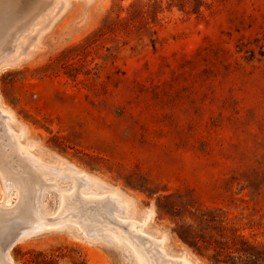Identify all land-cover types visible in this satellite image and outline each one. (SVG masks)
I'll return each mask as SVG.
<instances>
[{"label": "rangeland", "instance_id": "374dc122", "mask_svg": "<svg viewBox=\"0 0 264 264\" xmlns=\"http://www.w3.org/2000/svg\"><path fill=\"white\" fill-rule=\"evenodd\" d=\"M44 1L13 22L28 19L0 65V108L16 120L0 116V134L15 143L23 128L44 164L47 219L84 170L95 183L73 195H122L125 213L112 206L108 221L142 222L129 233L152 251L163 238L166 260L264 264V0L173 6L139 30H107L131 0ZM17 197L0 175V208ZM66 217L12 241L13 263L137 264L126 241Z\"/></svg>", "mask_w": 264, "mask_h": 264}, {"label": "bare ground", "instance_id": "6f19581e", "mask_svg": "<svg viewBox=\"0 0 264 264\" xmlns=\"http://www.w3.org/2000/svg\"><path fill=\"white\" fill-rule=\"evenodd\" d=\"M30 1L32 0H25L24 2L23 0H0V65L8 63L12 58V56L9 57L11 41L18 39V36H16L19 33L18 25L21 24V28L25 27L28 19L17 22L15 26H13V22L16 21L19 14L30 7ZM22 30L19 36H22ZM0 116L6 120L8 127H10V123L16 122L13 113L6 108H0ZM23 133V128H20L18 131L12 130L13 139H17V145L15 144L16 142H8L9 140L5 142V139L0 134V175L5 188L14 187L18 195L16 202L12 206L5 207L3 205L5 208H0V236H5V234L8 236L7 239H3L4 242L0 240V264H14L7 252V247L12 241L35 230L59 226V224L67 219V215H72L74 217L73 221L78 223L84 232L85 230L95 232L97 229H104L114 239L126 241L133 249L137 264H189V260L185 256H178L174 263L173 261L166 260L163 257L166 254L161 249L163 238H157L156 241L154 240L155 237L151 238L152 243L159 247L158 250L154 251L151 250V245L146 246L143 245L144 242L133 239L130 228L133 227L135 231H141L142 222L139 221L138 224L134 221L133 223L128 222V226L123 227L119 223L113 224L108 221L107 217L111 212L110 208L112 206V212L120 211L121 213H125L128 202H119L122 199V195H117L113 191L102 196L85 195L84 200H81L78 196H74L75 190L78 189L81 192V188L79 189L78 187V181L86 182L85 185L95 183V178L84 170L73 175V189L70 192L61 191L59 207L53 214V217L50 220L47 219L45 216L48 213L47 210L43 212L35 202L36 196L42 187L41 175L44 176V164L36 159L30 152L28 145L21 141ZM9 136L7 138H10ZM80 186L82 187V185ZM40 205H42L41 202ZM63 213H67V215L63 216ZM129 218L131 219V217H124V222ZM136 226H138V229ZM10 229L16 230L11 232ZM9 231L12 234L9 235ZM139 239L143 238L140 237Z\"/></svg>", "mask_w": 264, "mask_h": 264}, {"label": "trees", "instance_id": "16d2710c", "mask_svg": "<svg viewBox=\"0 0 264 264\" xmlns=\"http://www.w3.org/2000/svg\"><path fill=\"white\" fill-rule=\"evenodd\" d=\"M214 1L223 2L225 0H131L124 8L125 14L120 15L117 13L114 17L107 18V30L129 29L130 27H134L136 30L149 29L151 23L159 20L158 14L164 9L169 10L176 6L186 13L201 14L200 7L209 8ZM251 246L257 250L261 247L260 245ZM243 252L251 254L247 250Z\"/></svg>", "mask_w": 264, "mask_h": 264}]
</instances>
